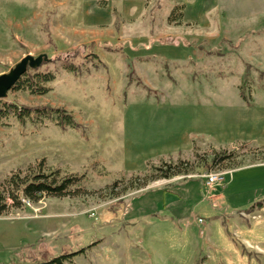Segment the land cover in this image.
Here are the masks:
<instances>
[{"label": "rangeland", "instance_id": "1", "mask_svg": "<svg viewBox=\"0 0 264 264\" xmlns=\"http://www.w3.org/2000/svg\"><path fill=\"white\" fill-rule=\"evenodd\" d=\"M43 54L50 91L11 90L2 101L64 109L81 128L0 125V183L60 171L81 178V194L0 214V264L82 249L64 264H264V204L195 206L205 174H220L224 186L235 171L264 165V0H0V75ZM247 70L250 104L240 96ZM147 102L177 124H205L210 136L178 157L150 154L146 165ZM179 161L187 174L150 181L149 165ZM256 175L264 179V169ZM206 186L207 197L216 185ZM190 210L196 218L182 229L147 217L187 219Z\"/></svg>", "mask_w": 264, "mask_h": 264}, {"label": "trees", "instance_id": "2", "mask_svg": "<svg viewBox=\"0 0 264 264\" xmlns=\"http://www.w3.org/2000/svg\"><path fill=\"white\" fill-rule=\"evenodd\" d=\"M170 20H172L170 18ZM65 60V59H62ZM65 63V70L77 74L80 72V67L72 65V63ZM44 65V64H43ZM248 70L240 91L241 98L248 104L250 98L243 92V88L249 81ZM55 75L51 72H42L37 70H28L25 76L13 87V91H27L33 95H46L50 89L48 84L54 82ZM244 86V87H243ZM10 119H15L22 125L30 122L32 124H41L44 121H50L62 129H72L79 131L81 126L74 120V117L64 109L55 108L52 106L41 107H19L13 103L0 101V125H7ZM195 149V148H194ZM229 157H216L213 163L222 162ZM188 165L183 161L178 164H164L162 167H154L149 165V171L152 175L150 181L159 179H171L180 174H187ZM81 178L78 177H61L60 171H53L45 174L41 170L39 172H32L29 175L22 176L21 172L12 173L7 176L2 183H0V214L7 211L9 208H22L27 202H39L45 197L67 198L77 197L81 193ZM80 188V187H79ZM10 201V204L8 203ZM259 204L258 206H260ZM84 249L67 253L58 257L44 258L42 263L37 264H64L67 261L78 255L84 253Z\"/></svg>", "mask_w": 264, "mask_h": 264}, {"label": "crops", "instance_id": "3", "mask_svg": "<svg viewBox=\"0 0 264 264\" xmlns=\"http://www.w3.org/2000/svg\"><path fill=\"white\" fill-rule=\"evenodd\" d=\"M161 105V103L158 105L151 102L144 103V116L147 118L144 122V140L141 150L144 151V163L146 165L150 161V159H148L150 154H153L151 157H155V160L169 156L178 157L180 154L192 152L195 143L197 142L199 144V139H205V137L210 136V132H208L207 127L203 123L197 125L196 122L193 123L192 121L191 123L193 124L191 127L186 124V121L183 124H177L175 119L173 121L172 114L163 115L160 113L161 110L159 109ZM152 115L154 117L151 118ZM191 116L195 118L193 110H190V117ZM261 169H264V165H254L235 171L224 186L216 185L209 188L210 192L209 195L207 194V197L203 192L204 188H207L206 181L201 180V196L195 202V206H201L204 202V198L211 201L212 208L214 209H216L217 200H220L222 205H224V203L227 204L231 209L247 205L264 204V179H259L256 175ZM242 172L245 173V176H240ZM260 180H263L261 184H257ZM193 181L194 180H189L186 182ZM167 186L168 185H164L162 188ZM187 215H189L187 219H183L179 212H172L171 214L168 213L159 216L152 213L147 217H149L150 223L160 222L163 219L164 222L168 224L171 223L182 229L183 226H191L192 223L189 221L190 218H196L193 210H190ZM189 236L190 232H187L186 240H188Z\"/></svg>", "mask_w": 264, "mask_h": 264}, {"label": "water", "instance_id": "4", "mask_svg": "<svg viewBox=\"0 0 264 264\" xmlns=\"http://www.w3.org/2000/svg\"><path fill=\"white\" fill-rule=\"evenodd\" d=\"M48 61L46 54L37 58L26 56L8 73L0 75V101L8 97L9 92L26 75L28 70H37Z\"/></svg>", "mask_w": 264, "mask_h": 264}, {"label": "built area", "instance_id": "5", "mask_svg": "<svg viewBox=\"0 0 264 264\" xmlns=\"http://www.w3.org/2000/svg\"><path fill=\"white\" fill-rule=\"evenodd\" d=\"M203 179L208 186L219 185L223 183V177L217 173L205 174Z\"/></svg>", "mask_w": 264, "mask_h": 264}]
</instances>
